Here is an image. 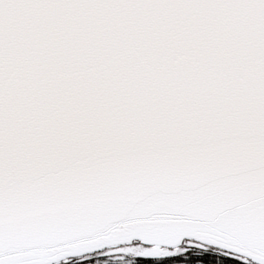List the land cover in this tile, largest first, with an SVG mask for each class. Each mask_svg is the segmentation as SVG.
Here are the masks:
<instances>
[{
  "label": "snow or ice",
  "instance_id": "6c2138e0",
  "mask_svg": "<svg viewBox=\"0 0 264 264\" xmlns=\"http://www.w3.org/2000/svg\"><path fill=\"white\" fill-rule=\"evenodd\" d=\"M0 264H264V0H0Z\"/></svg>",
  "mask_w": 264,
  "mask_h": 264
}]
</instances>
